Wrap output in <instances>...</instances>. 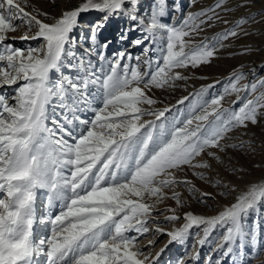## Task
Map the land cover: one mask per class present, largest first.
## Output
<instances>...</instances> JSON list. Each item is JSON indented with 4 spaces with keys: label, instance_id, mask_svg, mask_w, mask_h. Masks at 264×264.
Here are the masks:
<instances>
[{
    "label": "snow or ice",
    "instance_id": "6c2138e0",
    "mask_svg": "<svg viewBox=\"0 0 264 264\" xmlns=\"http://www.w3.org/2000/svg\"><path fill=\"white\" fill-rule=\"evenodd\" d=\"M23 2L25 6L19 0H0V88L19 84L11 96L14 103L0 94V264H41V257L43 264H156L170 245L183 246L195 235L203 247L214 231L221 233L213 249L218 258L210 255L207 264L225 260L246 264L264 254L259 222L248 223L264 205V183L238 190L230 182H215L225 190L221 196L238 194L222 209L217 205V214L211 216L177 214L188 202L176 191L181 185L197 191L180 173L192 170L199 180L208 181L205 172L195 170L215 171L210 161L221 162L218 152L243 147V142L222 141L231 139L228 134L234 129H246L264 117V92L254 95L264 80L240 86L243 73H234L224 91L210 99L204 94L214 85L178 100L177 104H189L176 114L174 105L154 107L158 101L149 95L153 88H174L176 81L188 79L175 70L210 63L223 41L237 36L236 28L246 21L194 43L185 38L198 35L204 25L212 27L209 21L220 19L216 9L224 0L188 13L179 24L163 22L170 13L169 0H153L147 16L142 0H81L58 18L38 9L26 11L27 0ZM177 10L173 5L171 11ZM89 11L103 16L91 25L89 47L81 55L73 34L82 14ZM114 16L131 21L121 40L140 30L141 37L131 45H144L141 55L134 57L126 50L107 55L111 41L98 36ZM22 27L27 31L20 40L42 42L15 47L17 37L8 34ZM161 34L166 42L152 57L149 53L156 51L153 45ZM93 54L99 67L89 58ZM241 91L249 95L241 97ZM232 93L237 94L233 105L243 99L238 109L223 106L225 96ZM56 107L62 110L60 119L49 116V109ZM89 111L90 118L78 115ZM149 116L154 119H145ZM38 190L46 195V214L39 218ZM211 195L202 193L198 202L205 204ZM168 199L176 207H158ZM181 220V226L172 230L161 227ZM34 225H50V234L36 236ZM194 228L200 231L193 233ZM149 233L168 237L155 255L151 252L155 238L138 246ZM246 246L250 253L244 251ZM192 259L198 260L199 252Z\"/></svg>",
    "mask_w": 264,
    "mask_h": 264
},
{
    "label": "rangeland",
    "instance_id": "374dc122",
    "mask_svg": "<svg viewBox=\"0 0 264 264\" xmlns=\"http://www.w3.org/2000/svg\"><path fill=\"white\" fill-rule=\"evenodd\" d=\"M21 6H25L23 0H19ZM153 0H142V11L147 14L150 12L148 5ZM218 0H169V16L163 18L164 23L179 24L188 13H196L201 10L213 8ZM81 3V0H27L26 11H33L38 9L40 12H47L51 16L59 17L63 10L74 8L76 5ZM173 5L178 9L177 11H171ZM220 19L215 21H209L212 27L204 25V30L194 37H186V40L192 39L194 43H199L204 40L205 37L211 38L217 33H223L226 30L233 29L237 22L244 19L246 23L236 28L238 33L235 37H229V39L223 41V47L218 48L216 55L211 59L210 63L203 64L197 68L188 69H177L183 75L187 76L186 81H176V87L155 89L153 88L149 95L153 96L158 103L154 106L156 108L171 107L172 114H176L177 111H185L189 102L185 101L183 105L177 104V101L184 96L196 93L202 86L214 85L213 88L208 89L204 94L205 99L218 95L224 91V88L229 82V78H233L234 73H243L244 78L240 81V86L244 84H252L259 80H264V0H224L222 8L216 9ZM211 15V13H210ZM103 14L97 11H89L83 13L80 18V26L75 30L74 34L77 39L75 50L77 53L83 55L84 50L89 47V31L91 25L102 19ZM227 20L225 24L223 21ZM45 22H51L46 20ZM131 21L127 20L126 17H113L110 18L106 26L101 30L98 39L104 41L105 39L110 40L111 44L107 50V55L111 56L112 53L121 50L131 53L134 57L141 55L144 45L134 47L131 45V41L140 38L142 33L139 29L134 32H128V40H121L120 36L125 29L130 27ZM27 31V28H19L16 32L9 33V37H17L13 41L15 47L26 48L29 45L32 47L38 46L42 41L30 40L23 41L19 37L23 36ZM35 29L31 34H34ZM165 36L161 34L158 37L157 42L153 45L156 49L155 52L149 53L150 56L155 57L159 55V50L165 43ZM147 43V42H146ZM94 65L99 67V61L97 56L93 54L89 57ZM245 60V61H243ZM237 61H240L237 63ZM123 63V62H122ZM134 63V62H133ZM64 71L68 73V69ZM141 71H144L143 66ZM74 75L75 73H69ZM55 78V73L52 74ZM218 82V83H217ZM22 83V81L20 82ZM19 87V84L4 86L0 88V94L9 97V103L12 104L14 101L11 99L15 89ZM260 92H264V87L258 86L257 92L254 95H258ZM241 97L248 96L246 91L239 93ZM251 98V97H249ZM237 100V94L232 93L226 95L223 103L225 108H236L238 109L242 103L240 102L233 105V101ZM93 106H96L95 102ZM61 109L56 107L55 111L49 109V116L55 117L56 119L61 118ZM264 111V110H262ZM81 118H90L92 113H78ZM167 115V114H166ZM145 119H154L153 117H145ZM259 123L252 125L249 123L248 127L234 129L228 134L231 139H226L222 143L228 144H241L243 147L228 148L225 152L219 153L221 162L211 160L212 168L215 171L208 169H196L195 171L205 172L208 177V181H201L193 175L192 170L180 173L181 178H186L192 182L197 191L195 193L189 192L186 187L181 185L176 188V191L181 193V198L188 202V206L183 209H178L177 214L183 215V212L192 211L195 214H204L207 216L217 214L215 208L217 205L223 206L229 205L234 202V197L238 194L233 192L231 196H221L220 193L225 191L223 188L215 186V182L223 180V182H230L238 190L245 189L250 183H264V117H259ZM51 125V119L47 122ZM236 167L242 169V172L233 173L232 168ZM204 192L211 193L210 197L206 198V203H199L201 194ZM171 195V193H169ZM46 195L44 190H38L37 192V203H36V214H46ZM159 208L165 207L173 208L176 207L175 202L171 199L166 200L164 203L158 205ZM53 214H55V211ZM171 213H166V215ZM39 218V217H38ZM162 219V217L160 218ZM254 221H258L261 227V240L264 241V205L261 206L258 214H252L248 217V223L251 225ZM180 222L173 224H161V227H165L167 230H172L175 227L181 226ZM36 225H34L35 228ZM155 228V224L150 225ZM50 225L41 226L39 229V236H45L50 234ZM199 229H193L192 232H199ZM202 237V232L200 233ZM221 235L220 232L214 231L208 238L210 243H206L203 247L196 243L195 235L190 236L187 243L181 245H170L168 249L160 256L156 264H177L180 259L185 260V264H207V257L212 256L213 260L218 258V253L213 251L218 243V238ZM38 236V235H37ZM155 238L157 245L151 249L152 255L164 246L167 242V236H156L153 237L151 233L147 234V238H140L138 246L143 248L147 244L149 239ZM195 244V247L193 245ZM145 251H147L145 249ZM244 251L250 253V249L246 246ZM196 252H199V259L193 260L192 257ZM41 264H43V257H41ZM223 264H231V260H225ZM246 264H264V254L258 255L255 260H247Z\"/></svg>",
    "mask_w": 264,
    "mask_h": 264
},
{
    "label": "bare ground",
    "instance_id": "6f19581e",
    "mask_svg": "<svg viewBox=\"0 0 264 264\" xmlns=\"http://www.w3.org/2000/svg\"><path fill=\"white\" fill-rule=\"evenodd\" d=\"M243 61H245V60H243ZM238 62H240V61H237V63H236V64H238ZM34 231H35V228H34Z\"/></svg>",
    "mask_w": 264,
    "mask_h": 264
}]
</instances>
